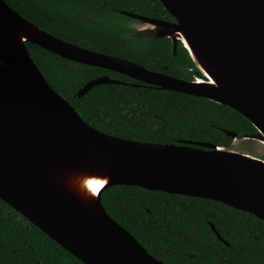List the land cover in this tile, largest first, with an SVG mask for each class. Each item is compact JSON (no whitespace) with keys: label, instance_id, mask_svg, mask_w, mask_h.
Instances as JSON below:
<instances>
[{"label":"water","instance_id":"obj_1","mask_svg":"<svg viewBox=\"0 0 264 264\" xmlns=\"http://www.w3.org/2000/svg\"><path fill=\"white\" fill-rule=\"evenodd\" d=\"M158 1L174 21L120 13L169 38L173 53L181 42L208 80L187 81L67 42L0 0V199L83 264H166L105 211L100 194L111 185L219 201L264 220L263 159L206 142H141L100 131L52 89L26 48L34 43L76 63L227 105L256 129L243 138L264 144V0ZM103 83L118 81L96 77L77 96ZM90 178L103 182L96 194L86 186Z\"/></svg>","mask_w":264,"mask_h":264},{"label":"trees","instance_id":"obj_2","mask_svg":"<svg viewBox=\"0 0 264 264\" xmlns=\"http://www.w3.org/2000/svg\"><path fill=\"white\" fill-rule=\"evenodd\" d=\"M19 15L67 42L187 81L201 72L179 42L131 26L121 14L174 20L158 0H4ZM48 84L88 125L141 142H206L230 148L256 133L251 122L207 98L164 90L109 69L84 65L26 42ZM166 66V70H164ZM107 75L118 83L77 91ZM105 211L154 258L166 264H264V220L219 201L111 185L100 194ZM212 224L228 245L218 240ZM0 264H83L0 199Z\"/></svg>","mask_w":264,"mask_h":264},{"label":"rangeland","instance_id":"obj_3","mask_svg":"<svg viewBox=\"0 0 264 264\" xmlns=\"http://www.w3.org/2000/svg\"><path fill=\"white\" fill-rule=\"evenodd\" d=\"M131 26L140 31H144L150 34V32L148 31V28L150 26L144 22L135 21L131 23ZM228 149L241 153H246L264 160V144L263 142L255 139L236 138L235 140H232L231 147Z\"/></svg>","mask_w":264,"mask_h":264},{"label":"snow or ice","instance_id":"obj_4","mask_svg":"<svg viewBox=\"0 0 264 264\" xmlns=\"http://www.w3.org/2000/svg\"><path fill=\"white\" fill-rule=\"evenodd\" d=\"M88 187L92 190L93 193L97 191V186L100 185L102 182L101 181H87L86 182Z\"/></svg>","mask_w":264,"mask_h":264},{"label":"bare ground","instance_id":"obj_5","mask_svg":"<svg viewBox=\"0 0 264 264\" xmlns=\"http://www.w3.org/2000/svg\"><path fill=\"white\" fill-rule=\"evenodd\" d=\"M90 180H91V181H101V179H98V178H90V179H87L86 182H87V181H90ZM101 182H102V181H101ZM102 184H103V182H102L100 185L97 186V191H96L94 194H96V193L99 191V188L101 187ZM86 186L88 187L87 183H86ZM88 188H89V187H88ZM89 189H90V188H89ZM90 191L92 192L91 189H90Z\"/></svg>","mask_w":264,"mask_h":264},{"label":"built area","instance_id":"obj_6","mask_svg":"<svg viewBox=\"0 0 264 264\" xmlns=\"http://www.w3.org/2000/svg\"><path fill=\"white\" fill-rule=\"evenodd\" d=\"M204 80H208L205 76L201 75V76H195L193 78L194 82H199V81H204Z\"/></svg>","mask_w":264,"mask_h":264},{"label":"flooded vegetation","instance_id":"obj_7","mask_svg":"<svg viewBox=\"0 0 264 264\" xmlns=\"http://www.w3.org/2000/svg\"><path fill=\"white\" fill-rule=\"evenodd\" d=\"M169 21H174V20H169ZM148 31L150 32V30L148 29ZM150 34H152L151 32H150ZM171 41V40H170ZM172 43V42H171ZM172 52H173V49H172Z\"/></svg>","mask_w":264,"mask_h":264}]
</instances>
